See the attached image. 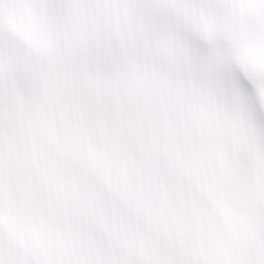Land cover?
<instances>
[{
  "label": "snow or ice",
  "instance_id": "snow-or-ice-1",
  "mask_svg": "<svg viewBox=\"0 0 264 264\" xmlns=\"http://www.w3.org/2000/svg\"><path fill=\"white\" fill-rule=\"evenodd\" d=\"M0 264H264V0H0Z\"/></svg>",
  "mask_w": 264,
  "mask_h": 264
}]
</instances>
